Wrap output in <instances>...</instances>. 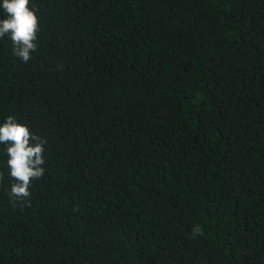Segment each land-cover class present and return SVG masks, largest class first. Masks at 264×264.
<instances>
[{
	"label": "trees",
	"instance_id": "1",
	"mask_svg": "<svg viewBox=\"0 0 264 264\" xmlns=\"http://www.w3.org/2000/svg\"><path fill=\"white\" fill-rule=\"evenodd\" d=\"M30 6L0 125L47 141L45 174L13 205L0 144V264H264V0Z\"/></svg>",
	"mask_w": 264,
	"mask_h": 264
},
{
	"label": "clouds",
	"instance_id": "2",
	"mask_svg": "<svg viewBox=\"0 0 264 264\" xmlns=\"http://www.w3.org/2000/svg\"><path fill=\"white\" fill-rule=\"evenodd\" d=\"M0 10L5 14L0 19V38L8 36L13 55L27 63L37 49L40 21L37 11L30 6V0H3ZM0 144L6 146L7 167L14 181L8 192L13 205L26 201L31 196L33 180H40L45 174L46 140L32 133L30 128L7 116L0 125ZM203 234L200 226L193 229V235Z\"/></svg>",
	"mask_w": 264,
	"mask_h": 264
}]
</instances>
